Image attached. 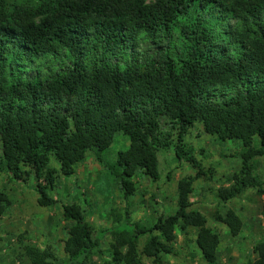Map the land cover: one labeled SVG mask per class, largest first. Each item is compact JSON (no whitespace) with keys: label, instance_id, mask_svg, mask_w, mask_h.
<instances>
[{"label":"trees","instance_id":"trees-1","mask_svg":"<svg viewBox=\"0 0 264 264\" xmlns=\"http://www.w3.org/2000/svg\"><path fill=\"white\" fill-rule=\"evenodd\" d=\"M30 1L0 0V169L19 181L33 176L37 204L50 207L57 203L49 195L51 157L69 175L93 151L125 200L123 223L95 234L79 206L62 205L72 222L65 258L25 246L30 264H90L106 235L117 236L115 264H142L141 253L160 264L174 254L176 228L196 230L202 259L216 264L220 237L190 202L205 173L185 141L199 123L219 142L240 143V171L217 191L224 203L258 185L252 161L264 156V0ZM118 133L128 146L107 160ZM167 148L196 173L177 182L173 214L130 224L133 179L142 172L157 180V153ZM8 205L0 193V217ZM261 207L264 217V200ZM216 219L231 236L241 231L233 210ZM252 252L249 264H264V239Z\"/></svg>","mask_w":264,"mask_h":264},{"label":"rangeland","instance_id":"rangeland-1","mask_svg":"<svg viewBox=\"0 0 264 264\" xmlns=\"http://www.w3.org/2000/svg\"><path fill=\"white\" fill-rule=\"evenodd\" d=\"M147 47V43L143 45V49ZM185 143L193 148L194 156L205 173L194 182L190 202L191 209L200 211L207 226L220 237L216 264H249L256 258L252 252L254 244L264 239V217L261 213L264 195L258 193L264 190V156L252 161L253 176L258 185L245 189L242 195L224 203L217 198V191L229 187L232 176L240 171V143L219 142L205 134L199 123L189 131ZM127 146V137L122 133L116 134L106 159L114 161L117 152ZM157 155L158 179L152 180L142 172L133 179L135 188L128 200L130 224L151 226L160 215L173 214L177 182L196 173L190 164L175 157L172 148L159 149ZM49 166L56 170L54 188L49 195L57 200L50 207L37 204L39 195L33 176L25 182L19 181L0 169V193L5 194L9 201L0 217V264H30L25 256V246H34L64 259L65 228L72 224L63 218L64 204L79 206L94 234L123 223L125 200L122 192L115 178L96 161L93 151H88L82 162L72 166L69 175L61 172L60 163L54 157H51ZM228 210H233L242 221L241 231L236 236H231L227 226L216 219ZM175 234L174 254L161 255L160 264H206L195 244L196 230L188 229L183 233L176 228ZM116 237L106 235L102 239L101 252L92 257L90 264H115L111 249ZM145 240L146 236H142L139 253ZM141 260L142 264H159L142 253Z\"/></svg>","mask_w":264,"mask_h":264}]
</instances>
